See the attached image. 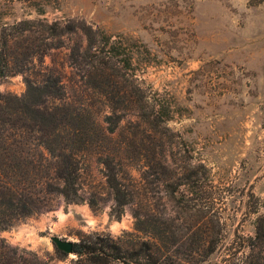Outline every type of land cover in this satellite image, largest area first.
I'll return each mask as SVG.
<instances>
[{
    "label": "rangeland",
    "instance_id": "1",
    "mask_svg": "<svg viewBox=\"0 0 264 264\" xmlns=\"http://www.w3.org/2000/svg\"><path fill=\"white\" fill-rule=\"evenodd\" d=\"M22 20L45 21L49 32L36 24L17 35ZM83 23L98 32V45L95 66L79 69L71 53L87 47L74 31ZM56 29L62 34L53 38ZM5 32L15 69L25 73L0 78V92L24 97L26 79L38 85L59 75L63 136L81 135V194L98 205L53 198L2 232L10 245L49 264H88L51 237H156L179 251L218 243L220 262L233 253L226 247L264 228V0H0V46ZM108 55L113 69L101 64ZM106 157L130 198L118 217Z\"/></svg>",
    "mask_w": 264,
    "mask_h": 264
},
{
    "label": "trees",
    "instance_id": "2",
    "mask_svg": "<svg viewBox=\"0 0 264 264\" xmlns=\"http://www.w3.org/2000/svg\"><path fill=\"white\" fill-rule=\"evenodd\" d=\"M36 24L43 32H49L45 21L22 20L14 29L17 35H24ZM75 30L81 31L88 43L83 51L80 46L73 49L72 62L79 69L94 67L90 53L98 45V32L84 23ZM61 34V29L52 31L53 38ZM12 58L5 32L0 46V78L25 73L24 69H15ZM113 58L112 55L102 56L101 64L113 69ZM122 62L125 68L131 67L127 58ZM26 84L28 92L24 97L0 92V264H49L34 252L10 245L1 234L17 222L49 209L53 198L62 197L69 204L87 202L93 210L98 208L95 199L86 200L81 194V154L87 148L74 145L81 135L69 131L63 136L68 126L64 122L67 114L64 106L54 104L65 95L59 75L49 74L38 85L26 79ZM136 91L143 97L140 87ZM139 110L141 113L142 109ZM107 121L109 133H114L113 117H107ZM101 162L106 168L107 183L116 204L113 211L118 217L130 198L118 178L114 159L106 157ZM141 225L138 219V231L143 232ZM175 246L156 237L127 243L111 235L94 234L75 242L74 253L85 256L88 264H264V228L261 227L248 238V243L226 247L225 250L233 253L220 262L214 261V256L223 250L218 243L195 244L185 251Z\"/></svg>",
    "mask_w": 264,
    "mask_h": 264
},
{
    "label": "water",
    "instance_id": "3",
    "mask_svg": "<svg viewBox=\"0 0 264 264\" xmlns=\"http://www.w3.org/2000/svg\"><path fill=\"white\" fill-rule=\"evenodd\" d=\"M52 243L62 252H64L67 256L72 255L74 253V243L73 241L64 240L60 237H51Z\"/></svg>",
    "mask_w": 264,
    "mask_h": 264
}]
</instances>
